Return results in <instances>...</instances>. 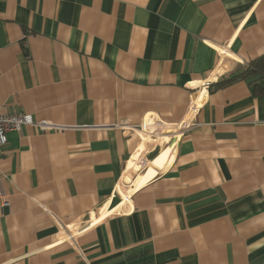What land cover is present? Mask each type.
<instances>
[{
	"label": "crops",
	"instance_id": "0c3cea01",
	"mask_svg": "<svg viewBox=\"0 0 264 264\" xmlns=\"http://www.w3.org/2000/svg\"><path fill=\"white\" fill-rule=\"evenodd\" d=\"M262 55L264 0H0V114L58 127L0 147V264H264V98L216 88Z\"/></svg>",
	"mask_w": 264,
	"mask_h": 264
},
{
	"label": "built area",
	"instance_id": "2783aa9c",
	"mask_svg": "<svg viewBox=\"0 0 264 264\" xmlns=\"http://www.w3.org/2000/svg\"><path fill=\"white\" fill-rule=\"evenodd\" d=\"M225 54L226 51H223ZM31 125L37 127L43 131L48 129H58L55 125H51L46 122L33 121L30 115L27 114H0V147H3L7 143V133L11 131H19L23 126ZM152 123L149 121H142L137 126H131V130L137 132V134L152 135L154 130H151ZM185 125H181L180 129H183ZM176 136V135H175ZM143 166V163H142ZM130 196L125 194L122 196L121 203H129ZM5 204V203H4Z\"/></svg>",
	"mask_w": 264,
	"mask_h": 264
},
{
	"label": "trees",
	"instance_id": "16d2710c",
	"mask_svg": "<svg viewBox=\"0 0 264 264\" xmlns=\"http://www.w3.org/2000/svg\"><path fill=\"white\" fill-rule=\"evenodd\" d=\"M236 81H246L256 97L264 98V55L248 62L226 80L219 82L216 88L227 86Z\"/></svg>",
	"mask_w": 264,
	"mask_h": 264
},
{
	"label": "rangeland",
	"instance_id": "374dc122",
	"mask_svg": "<svg viewBox=\"0 0 264 264\" xmlns=\"http://www.w3.org/2000/svg\"><path fill=\"white\" fill-rule=\"evenodd\" d=\"M193 115V112H192V110H191V113H190V115H189V117H188V120H189V118H191V116ZM187 120V121H188ZM174 127H166V128H164V131H166V132H168V131H170V132H172V134H175V131H174ZM174 132V133H173ZM171 134V133H170ZM176 134H178V133H176ZM143 136H145L144 134H142ZM176 137V139H177V136H175ZM149 138H146V140H148ZM142 158V157H141ZM140 170H141V168H140ZM139 170V171H140ZM135 173V172H134ZM121 190L123 191V194H127L128 196H130V194H131V190L130 189H126V188H124V187H122L121 188Z\"/></svg>",
	"mask_w": 264,
	"mask_h": 264
}]
</instances>
